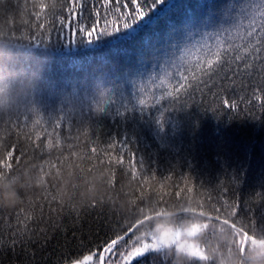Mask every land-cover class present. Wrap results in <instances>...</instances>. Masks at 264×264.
Returning a JSON list of instances; mask_svg holds the SVG:
<instances>
[{
    "label": "snow or ice",
    "instance_id": "6c2138e0",
    "mask_svg": "<svg viewBox=\"0 0 264 264\" xmlns=\"http://www.w3.org/2000/svg\"><path fill=\"white\" fill-rule=\"evenodd\" d=\"M59 4L57 13L47 15V5L40 2L23 20L19 37L38 46L59 43L93 54L105 48L123 54L124 63L103 69V77L119 87L131 85L145 109L165 101L166 110L200 107L210 98L213 112H243L254 118L253 109H258L264 114V0H231L225 10L227 23L216 26L206 14L210 0H59ZM130 51L136 55H127ZM110 92L107 89L104 95ZM115 103L113 94L103 103L94 102V107L109 114ZM30 158L47 162L48 186L27 199L24 207L0 212V264L9 255L19 257V264H49L53 253L51 264H133L160 246L153 235L138 237L133 225L121 227L103 202L80 206L79 185L69 195L51 180L66 168L76 169L82 178L105 169L113 189L131 182L135 203L152 197L167 205L197 197L199 205L192 212L205 217V229L212 221L239 230L241 251L249 242L264 244L255 235L264 226L241 215L238 198L230 195V182L200 191L188 177H181V183L171 175L163 179L147 175L143 160L137 161L127 144L103 141L93 125L81 129L63 117L46 120L39 112L12 122L7 136L0 137V177L11 175ZM258 198L264 199L259 194ZM225 212H231V219ZM242 219L245 228L240 227ZM86 223L105 230L106 246L102 252L88 249V254L68 259L72 240L86 247ZM198 230L194 224L192 234ZM179 238L177 231L173 239ZM196 256L207 259L206 252L198 249Z\"/></svg>",
    "mask_w": 264,
    "mask_h": 264
},
{
    "label": "trees",
    "instance_id": "16d2710c",
    "mask_svg": "<svg viewBox=\"0 0 264 264\" xmlns=\"http://www.w3.org/2000/svg\"><path fill=\"white\" fill-rule=\"evenodd\" d=\"M210 2L211 9L206 14L210 15L212 26L227 23L225 10L231 0ZM52 35L56 39V33ZM26 43L31 51L44 58L34 99L46 120L63 117L65 122L77 126L81 119H93L94 130H98L103 141L127 144L136 160H143L145 174L155 173L157 179L171 175L182 183L181 177H188L200 191L211 190L221 181L230 182L233 190L230 195L238 198L241 215L264 226V199L258 198V194L264 197V114L258 109H253L254 118L243 112H213L210 98L200 107L188 105L166 110L165 101L145 109L137 103L132 86L125 84L120 87L109 114L95 118L90 109L85 111L83 107L77 113L73 106L92 100V86L98 76L113 64H123V54L106 48L93 54L84 48L70 49L59 43L50 47ZM127 55L136 53L130 51ZM107 239L102 227L86 223L83 230L86 247L81 248L72 240L67 258L88 254V249L102 252ZM55 258L53 253L49 264ZM19 259L9 255L3 264L14 261L19 264ZM133 264H160V261L149 252Z\"/></svg>",
    "mask_w": 264,
    "mask_h": 264
},
{
    "label": "clouds",
    "instance_id": "9594fccd",
    "mask_svg": "<svg viewBox=\"0 0 264 264\" xmlns=\"http://www.w3.org/2000/svg\"><path fill=\"white\" fill-rule=\"evenodd\" d=\"M40 2L47 5V15L60 10L59 0H0V137L7 136L12 122L39 112L34 93L40 82L44 58L31 51L26 40L19 37V32L23 20ZM14 31L17 33L15 37ZM107 89L111 92L104 95ZM119 91L118 85L100 74L92 86V100L85 105H74L73 110L79 113L83 107L85 111L90 109L95 118L102 117L106 114L96 111L94 102L103 103L113 94L115 98ZM93 123V119H81L77 127L83 129ZM41 168L45 171L41 172ZM47 171V162L30 158L16 167L11 175L5 173L0 177V212L12 213L24 207L27 199L47 188ZM51 180L58 181L62 191L69 195L76 192L74 186L79 185L80 206L93 201L103 202L120 221L121 227L135 226L137 236L141 238L149 234L155 236L160 246L153 255L159 258L160 264H264V244L249 242L241 251L237 243L238 237L242 239L239 230L212 221H208L205 229V217L192 212L199 205L197 197H185L179 202L172 200L167 205H159L152 197L135 203V185L126 181L122 187L113 189L108 171L102 168L83 178L76 169L66 168L53 175ZM224 215L231 219V212ZM239 223L241 228L247 227L246 220ZM194 224L199 225L195 235L192 234ZM177 231L180 238L174 240ZM165 232L169 235L164 236ZM255 235L258 240L264 239V231L257 230ZM197 249L206 252V260L197 259Z\"/></svg>",
    "mask_w": 264,
    "mask_h": 264
}]
</instances>
